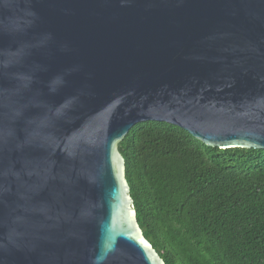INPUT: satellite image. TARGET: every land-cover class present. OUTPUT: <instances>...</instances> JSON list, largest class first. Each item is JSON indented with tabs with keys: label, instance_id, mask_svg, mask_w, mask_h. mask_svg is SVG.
I'll return each mask as SVG.
<instances>
[{
	"label": "water",
	"instance_id": "95a60500",
	"mask_svg": "<svg viewBox=\"0 0 264 264\" xmlns=\"http://www.w3.org/2000/svg\"><path fill=\"white\" fill-rule=\"evenodd\" d=\"M146 121L264 149V0H0V264H165L117 148Z\"/></svg>",
	"mask_w": 264,
	"mask_h": 264
},
{
	"label": "trees",
	"instance_id": "16d2710c",
	"mask_svg": "<svg viewBox=\"0 0 264 264\" xmlns=\"http://www.w3.org/2000/svg\"><path fill=\"white\" fill-rule=\"evenodd\" d=\"M117 148L137 223L165 264H264V149L208 147L155 121Z\"/></svg>",
	"mask_w": 264,
	"mask_h": 264
},
{
	"label": "clouds",
	"instance_id": "9594fccd",
	"mask_svg": "<svg viewBox=\"0 0 264 264\" xmlns=\"http://www.w3.org/2000/svg\"><path fill=\"white\" fill-rule=\"evenodd\" d=\"M54 83H56V84H60V83H62V78L61 77H57V78H55V80H54ZM55 89H53V91H54ZM67 101L65 102V104L62 106V107H67ZM59 109H57V112L59 113Z\"/></svg>",
	"mask_w": 264,
	"mask_h": 264
}]
</instances>
